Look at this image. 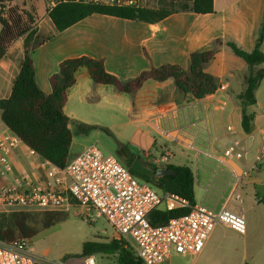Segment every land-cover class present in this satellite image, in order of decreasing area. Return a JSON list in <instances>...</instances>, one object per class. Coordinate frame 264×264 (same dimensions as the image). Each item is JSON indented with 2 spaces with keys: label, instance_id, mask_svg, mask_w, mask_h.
Segmentation results:
<instances>
[{
  "label": "crops",
  "instance_id": "crops-1",
  "mask_svg": "<svg viewBox=\"0 0 264 264\" xmlns=\"http://www.w3.org/2000/svg\"><path fill=\"white\" fill-rule=\"evenodd\" d=\"M213 1L214 13L211 14L178 12L157 23L95 14L62 32L56 30L46 12L44 17L38 16L33 31L17 39L0 59V100H3L12 94L27 39L33 42L44 39L34 49L32 60L37 84L47 95L52 92L50 77L67 59L86 56L102 60L108 73L127 82L151 67L170 64L189 70L192 53L210 50L220 41L216 55L204 67L205 72L220 84L212 95L196 99L179 91L173 79L149 80L138 92L129 95L110 85L95 84L88 70L81 68L75 74L76 83L68 91L64 106L65 116L74 121L117 127L126 136L137 138L143 146L137 150H147L143 152L147 164L149 153L159 155L162 148L168 150L172 165L191 168L196 204L245 216L243 234L217 226L201 255L210 247L216 238V230L221 227L240 235L244 241L253 236L264 243V156L260 162L255 159L259 148L264 146V78L256 91V103L246 107L247 114L252 116L246 131L242 125L241 103L248 66L225 45L234 42L246 51L255 48L264 22V0ZM1 29L0 24V32ZM260 50L264 53V41ZM257 69H264V64ZM75 125H69L72 133L76 130ZM7 129L0 115V135ZM85 148V145H78L74 149L72 142L71 158ZM229 149L234 151L235 157H224ZM244 150L246 156H243ZM30 151L23 143L13 149L14 174L7 176L9 180L18 176L34 182L45 179L40 156ZM257 163L259 172L234 190L235 177ZM236 194L241 195V201L235 200ZM16 210L0 207V214L8 215ZM247 243L243 248L245 251ZM260 248L264 249V244ZM259 264H264V256Z\"/></svg>",
  "mask_w": 264,
  "mask_h": 264
},
{
  "label": "trees",
  "instance_id": "trees-1",
  "mask_svg": "<svg viewBox=\"0 0 264 264\" xmlns=\"http://www.w3.org/2000/svg\"><path fill=\"white\" fill-rule=\"evenodd\" d=\"M190 4L180 5L176 8L173 3L162 5L158 8H107L84 5H61L49 13V18L57 31L62 32L76 23L95 14L114 16L132 21L157 23L168 16L178 12H193L196 14L214 13L213 0H189ZM5 3L8 5L4 11ZM39 21L36 8L32 11L23 8L21 3L15 0H0V59L8 51L9 47L20 37L33 31ZM43 40L33 42L26 40L24 44V58L19 75L14 81L12 94L9 98L0 100V115L3 124L16 133L23 144L33 150L38 156L48 160L53 165L64 168L72 159L70 149L73 142V133L70 124H76L78 131L88 133L98 126L86 125L65 116L64 106L68 99V91L76 83V72L86 68L95 84L110 85L121 93L134 95L149 80L164 82L173 79L176 87L185 94H191L196 99H202L216 93L220 87L219 81L205 72L204 67L216 55L220 41L214 43L210 50L196 51L190 56V69L185 70L179 65H163L151 67L143 71L137 78L123 82L114 75L108 73L102 60L90 57H79L64 60L59 64L58 72L50 77L52 92L45 94L38 86L36 72L32 60L34 49ZM264 41V22L260 34L252 51H246L234 42H227L226 47L243 59L248 66L245 91L242 94L243 128L248 131L252 116L246 112V107L256 103V91L264 78V69H257L264 64V53L260 50ZM107 131L109 134L110 132ZM123 147L119 144V148ZM117 157L137 178L150 182L157 189L165 193L176 194L189 201L190 206L196 204L195 178L190 167L168 165L165 168L175 172L174 175L164 177L144 176L132 169V163L138 156L127 151L130 158L126 160L120 152ZM140 158V157H139ZM141 159V158H140ZM143 162V161H142ZM144 165L152 170L163 167ZM191 208L176 206L168 209H157L149 215L152 225H164L170 220L184 216ZM12 226L5 225V214H0V241L10 243L17 237L32 239L36 230L29 227L24 214L9 213ZM61 219L54 212L45 214L44 226L49 228L60 222ZM107 255L113 257L115 264H142L132 246L124 240L113 238L110 243L86 242L83 245L82 255ZM244 264H249L248 262Z\"/></svg>",
  "mask_w": 264,
  "mask_h": 264
},
{
  "label": "built area",
  "instance_id": "built-area-1",
  "mask_svg": "<svg viewBox=\"0 0 264 264\" xmlns=\"http://www.w3.org/2000/svg\"><path fill=\"white\" fill-rule=\"evenodd\" d=\"M49 14L61 5H84L107 8H150L148 0H43ZM8 5L5 3L4 11ZM20 137L7 129L0 135V207L17 211L40 210L44 212L68 211L80 207L88 221L104 218L113 230L114 238L124 240L134 249L142 264H163L171 255H190L193 262L202 254L208 239L217 226H224L236 233L246 230L243 214L222 209L214 211L195 204L176 194L165 193L150 182L137 178L115 155L104 153L93 143L75 155L64 168L53 165L40 157L45 179L34 182L28 177L14 174L11 154L19 144ZM239 146V142L235 143ZM31 150V149H30ZM247 151H243L246 156ZM31 154H36L33 150ZM232 149L223 154L235 157ZM264 146L255 159L260 162ZM149 165H171V154L162 148L159 155H147ZM259 172V163L235 177L233 188L238 190L247 178ZM240 194L235 200L241 201ZM171 202L170 207L191 208L181 217L164 225H152L151 212ZM166 208V209H168ZM0 264H56L45 256L33 252L29 239L17 238L5 243L0 241ZM66 264H98L94 255L75 258Z\"/></svg>",
  "mask_w": 264,
  "mask_h": 264
},
{
  "label": "rangeland",
  "instance_id": "rangeland-1",
  "mask_svg": "<svg viewBox=\"0 0 264 264\" xmlns=\"http://www.w3.org/2000/svg\"><path fill=\"white\" fill-rule=\"evenodd\" d=\"M148 1L150 8H158L171 3L176 8H179L183 4H190L189 0ZM18 3H21L23 8L28 11H32V7L34 6L39 17H44L46 14L43 0H18ZM98 127L90 130L88 133H81L76 126V130L73 132L74 149H77L78 145H85L87 148L89 145L91 146V144L96 143L104 153L115 156L117 154L116 151L125 149L130 153H135L143 162L146 161L143 152L147 150H137L138 147H141L137 138L135 139L131 135L126 136L117 127ZM105 130H108L110 134ZM119 144H122L123 147L119 148ZM170 204L171 202L161 205V209L172 206ZM11 213L24 214L29 227L36 230L37 234L32 239L27 238L29 239L31 250L44 255L48 260L56 264H66L75 258L84 257L82 250L86 242L110 243L114 238L113 230L104 218L97 219L94 222L88 221L81 208L76 206L70 208L68 211L54 212L59 216L61 221L49 228L43 227L45 214L49 212L16 210ZM6 217L4 221L5 225L12 226L13 218H10V215H6ZM216 234V238L212 240L210 247L205 249L203 255L196 262H193V257L190 255L173 254L163 264H244V261L259 264L260 258L264 256V249L260 248L264 243L253 236L246 240L248 241V249L245 251L243 248L246 241L240 235L225 231L222 227L216 230ZM259 252L262 253L261 257ZM244 253H246V256L243 255ZM95 257L98 264H115V260L111 256L97 254Z\"/></svg>",
  "mask_w": 264,
  "mask_h": 264
},
{
  "label": "water",
  "instance_id": "water-1",
  "mask_svg": "<svg viewBox=\"0 0 264 264\" xmlns=\"http://www.w3.org/2000/svg\"><path fill=\"white\" fill-rule=\"evenodd\" d=\"M120 154L126 159L128 160L130 158L129 154L127 153V151L125 149H121ZM132 169L135 170L136 172L144 175V176H152V177H164V176H171L174 175L175 172L171 169H167V168H162L159 170H152L151 168L147 167L146 165L143 164L142 160L137 157L135 158V160L132 163Z\"/></svg>",
  "mask_w": 264,
  "mask_h": 264
}]
</instances>
